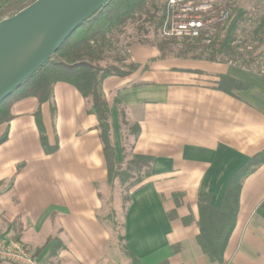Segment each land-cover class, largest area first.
<instances>
[{
	"label": "crops",
	"instance_id": "crops-1",
	"mask_svg": "<svg viewBox=\"0 0 264 264\" xmlns=\"http://www.w3.org/2000/svg\"><path fill=\"white\" fill-rule=\"evenodd\" d=\"M127 54L139 69L104 79L101 94L111 107L118 164L150 157V177L124 204L119 182H107L89 102L57 83L40 107L55 153L46 155L40 144L35 98L14 103L13 118L0 126V138L7 136L0 236H14L47 264H131L126 249L140 264H220L198 245L197 201L210 195L217 207L233 176L264 151V75L228 63L156 60L155 47L137 42ZM222 76L247 90H218ZM221 264H264V163L242 184Z\"/></svg>",
	"mask_w": 264,
	"mask_h": 264
},
{
	"label": "trees",
	"instance_id": "trees-1",
	"mask_svg": "<svg viewBox=\"0 0 264 264\" xmlns=\"http://www.w3.org/2000/svg\"><path fill=\"white\" fill-rule=\"evenodd\" d=\"M35 1L0 0V22L13 17ZM162 2V0H110L93 18L83 23L64 42L52 59L0 103L1 126L13 118L10 110L14 103L27 98H35L38 101L39 108L34 113V119L40 144L44 153L51 155L58 150V144L57 140L53 145L48 143L40 107L51 101L55 84L66 83L74 87L89 102L88 113L95 115L98 120L107 182L111 185L119 182L125 192L124 204L129 200V191L142 186L150 177L153 159L146 156H133L125 165L118 164L111 136V107L102 98L100 86L102 81L108 77H124L138 70L139 67L129 64V69L122 70L114 65L102 68L100 64L114 59L112 52L116 54L117 62L122 61L118 54L119 50L116 48L118 43L116 37L127 23L146 16V20L158 35L157 31L165 19ZM261 4L260 10L251 9V11H245L242 7L234 4L232 14L227 22L215 26L208 33V37L202 35L197 39L163 40L158 36V39L154 41L145 39L140 43L155 47L159 52L156 59L160 60L180 59L222 64L235 63L250 70L254 59L251 58L253 52L249 51V43L257 42L258 46L264 47V0H261ZM248 23L254 26L249 32L247 31ZM258 56L256 60L264 59V53H260ZM126 57L128 58V55ZM147 67L148 65H145L142 69ZM247 88V85L226 76L220 77L217 84V89L227 94H231L234 90H247ZM53 116L54 109L52 110V119ZM122 123L126 125L123 115ZM6 139V135L0 138V146ZM263 163L264 151L251 158L233 176L217 207L210 205V195L198 198L199 233L197 242L202 253L211 262L223 263L226 246L236 225L242 184ZM126 253L131 264H140L127 249Z\"/></svg>",
	"mask_w": 264,
	"mask_h": 264
},
{
	"label": "water",
	"instance_id": "water-1",
	"mask_svg": "<svg viewBox=\"0 0 264 264\" xmlns=\"http://www.w3.org/2000/svg\"><path fill=\"white\" fill-rule=\"evenodd\" d=\"M110 0H36L0 22V103Z\"/></svg>",
	"mask_w": 264,
	"mask_h": 264
},
{
	"label": "built area",
	"instance_id": "built-area-1",
	"mask_svg": "<svg viewBox=\"0 0 264 264\" xmlns=\"http://www.w3.org/2000/svg\"><path fill=\"white\" fill-rule=\"evenodd\" d=\"M165 19L157 33L160 39L208 37L213 28L227 22L234 0H162ZM0 264H47L33 256L14 236H0Z\"/></svg>",
	"mask_w": 264,
	"mask_h": 264
},
{
	"label": "rangeland",
	"instance_id": "rangeland-1",
	"mask_svg": "<svg viewBox=\"0 0 264 264\" xmlns=\"http://www.w3.org/2000/svg\"><path fill=\"white\" fill-rule=\"evenodd\" d=\"M234 4L236 6L242 7L245 11H251V9L260 10V6L262 5L261 0H234ZM146 19L147 18L145 16L140 20L127 23L123 27L122 32L119 35H117L116 41L118 43L116 44V48L119 50L118 54H119V57L121 58L120 60H122V61L117 62L116 54L114 52H112V56L114 55V59H111L106 63L100 64V67L105 68V67L114 65L116 67L121 68L122 70H127V69H129L128 68L129 67L128 58L126 57L128 55L127 54L128 46L134 42L140 43L141 40H145V39H147L148 41H152V40L154 41V40L158 39V35L155 33V31H153L151 25L149 24V22ZM253 27H254L253 24L248 23L247 24V31L248 32L251 31V29ZM249 47L251 49V50L249 49V51L253 52L251 58L254 59V64L251 65V69L249 71H251V70H252V72L257 71L261 75H263L264 74V59L256 60V57L258 58L259 57L258 55L260 53H264V47L258 46L257 42H252V43L250 42ZM156 60H160V59H156ZM178 60H180V59H178ZM224 64H226V63H224ZM232 65H234L235 67L243 68L239 64L233 63ZM115 194H117V193L115 192ZM117 199L118 198H116V200ZM116 200H115V202H116Z\"/></svg>",
	"mask_w": 264,
	"mask_h": 264
}]
</instances>
